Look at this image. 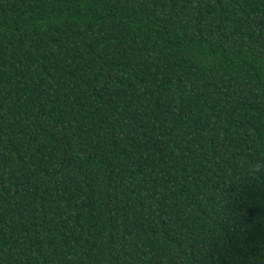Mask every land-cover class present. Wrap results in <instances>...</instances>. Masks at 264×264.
Masks as SVG:
<instances>
[{"label": "trees", "instance_id": "obj_1", "mask_svg": "<svg viewBox=\"0 0 264 264\" xmlns=\"http://www.w3.org/2000/svg\"><path fill=\"white\" fill-rule=\"evenodd\" d=\"M0 264H264V0H0Z\"/></svg>", "mask_w": 264, "mask_h": 264}]
</instances>
